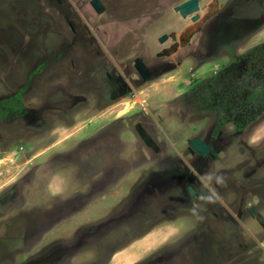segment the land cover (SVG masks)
Returning <instances> with one entry per match:
<instances>
[{"label": "rangeland", "instance_id": "1", "mask_svg": "<svg viewBox=\"0 0 264 264\" xmlns=\"http://www.w3.org/2000/svg\"><path fill=\"white\" fill-rule=\"evenodd\" d=\"M92 1L0 0V264H264V0Z\"/></svg>", "mask_w": 264, "mask_h": 264}, {"label": "trees", "instance_id": "2", "mask_svg": "<svg viewBox=\"0 0 264 264\" xmlns=\"http://www.w3.org/2000/svg\"><path fill=\"white\" fill-rule=\"evenodd\" d=\"M262 50H264V42L261 43L258 47H255V48H252L250 51L254 52L255 54L256 53H263ZM207 82V83H206ZM214 82V78L213 77H206V78H202L201 80H199L197 83L198 84H207V95L210 97V99H212V88L209 87L212 83ZM196 83V84H197ZM15 98L16 100L19 101L18 104H16L15 102H9V103H5L4 104V107L5 109L7 110H3L1 113H8V111L12 110V111H15V110H18L20 109L21 105L23 104L21 102L22 100V95H21V92H18L16 95H15ZM14 100V99H13ZM227 104L228 107H231L233 110L232 111V117L230 118V116L228 117L227 115L226 116H220L217 121H216V132L219 131V129L224 125L226 124L227 122H229L230 120L231 121H234L238 124L239 127H244L246 124H248L250 122V118H254L256 117L258 114V112L255 113L254 109H255V106H253L250 102H259V104H264V94L261 93V92H257V91H253L252 93H250L249 96H247L246 98H243V99H239L237 100L238 102L240 103H245L247 104V109H244L242 110V112H240V116L238 115L239 113H235L234 109H235V104L230 101H228L227 98H225L224 100ZM7 104L10 106L9 108L7 107ZM259 104H257V106H259ZM254 111V112H253ZM248 117H250L248 119ZM257 118V117H256ZM255 118V119H256Z\"/></svg>", "mask_w": 264, "mask_h": 264}, {"label": "flooded vegetation", "instance_id": "3", "mask_svg": "<svg viewBox=\"0 0 264 264\" xmlns=\"http://www.w3.org/2000/svg\"><path fill=\"white\" fill-rule=\"evenodd\" d=\"M264 42V41H263ZM263 42H261V43H263ZM261 43H259V44H257L256 46L254 45V46H252L251 48H249L246 52H244V53H241V54H238L236 51H235V49H231L230 50V55H231V62L230 63H233V62H237L241 57H244V56H250V60H248V62L250 61V62H260L261 61V58L264 56V50H262V52L263 53H254V52H252V51H250L252 48H255V47H258ZM251 54V55H250ZM244 55V56H243ZM218 73V72H217ZM217 73H215V74H212L211 75V77H214V80H215V78L217 77ZM109 78H110V80L112 79V76L110 75L109 76ZM21 95H22V93H21ZM248 95H244V96H242L241 98H239V99H243V98H246ZM228 96H226V98H227ZM234 98L235 97H233V96H230V97H228V99H229V101L230 102H232L233 100H234ZM239 99H237L236 98V100H239ZM260 108H256V109H254V110H256L257 112H258V110H259ZM3 110H7V109H5V107L1 110V112L3 111ZM231 110H233L231 107H228V112H229V115H230V118L232 117V111ZM12 110H10V111H8V113L9 112H11ZM17 111V110H16ZM234 111H236L235 109H234ZM8 113H6V114H8ZM258 114V113H257ZM258 116H259V114L257 115V118H258ZM256 118V119H257ZM217 121V120H216ZM229 122H232V123H234L235 124V128H236V130L237 131H239V132H241V131H243L246 127H247V125H246V127L244 126V127H239L238 126V124L236 123V122H234V121H229ZM228 123V122H227ZM226 123V124H227ZM226 124H224L220 129H219V131H217L216 132V122H215V124H214V126H213V131H212V133H213V135H215V137H217L218 135H219V133L221 132V130H222V128L226 125ZM195 137H199L200 139H202L205 143H207L210 147H211V149L213 150L212 152H214V154H212L211 153V151H209V152H207L206 154H204V155H201L200 153H198L197 151H192V149L190 148V145H189V148H190V150L192 151V152H196L197 154H199V155H201V156H203V157H205V156H209V157H211V158H214V159H216L218 156H219V154H218V151L214 148V146L209 142V141H207L206 139H204V138H202V137H200V136H195ZM194 138V137H193ZM187 188H188V190L190 191V193L191 194H194V190H193V188H192V186H187ZM246 209H249V207L247 208L246 207Z\"/></svg>", "mask_w": 264, "mask_h": 264}, {"label": "water", "instance_id": "4", "mask_svg": "<svg viewBox=\"0 0 264 264\" xmlns=\"http://www.w3.org/2000/svg\"><path fill=\"white\" fill-rule=\"evenodd\" d=\"M92 4L94 5V7L98 11H102L104 9V6L100 2V0H93ZM198 8H199V0H186L185 2H183V3L179 4L178 6H176V9L179 10L184 15L196 11ZM197 17H198V14L193 16V19L195 20V19H197ZM166 37L167 36L164 35V36H162L160 38V40L163 41V40L166 39ZM197 141H201L202 142V148L201 149L195 146V143ZM189 145H190V148L192 149V151H197L201 155H204V154H206L209 151H211V153L214 154V152H212L213 150L211 149V147L207 143H205L202 139H200L199 137L191 138L189 140ZM250 210L252 212L256 211L255 208H250Z\"/></svg>", "mask_w": 264, "mask_h": 264}, {"label": "bare ground", "instance_id": "5", "mask_svg": "<svg viewBox=\"0 0 264 264\" xmlns=\"http://www.w3.org/2000/svg\"><path fill=\"white\" fill-rule=\"evenodd\" d=\"M195 146L201 149L202 148V142L201 141H197L195 143Z\"/></svg>", "mask_w": 264, "mask_h": 264}, {"label": "crops", "instance_id": "6", "mask_svg": "<svg viewBox=\"0 0 264 264\" xmlns=\"http://www.w3.org/2000/svg\"><path fill=\"white\" fill-rule=\"evenodd\" d=\"M56 145V144H55Z\"/></svg>", "mask_w": 264, "mask_h": 264}]
</instances>
